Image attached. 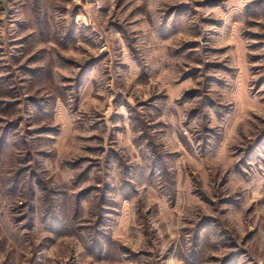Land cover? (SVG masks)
Here are the masks:
<instances>
[{"label":"rangeland","instance_id":"374dc122","mask_svg":"<svg viewBox=\"0 0 264 264\" xmlns=\"http://www.w3.org/2000/svg\"><path fill=\"white\" fill-rule=\"evenodd\" d=\"M0 264H264V0H0Z\"/></svg>","mask_w":264,"mask_h":264}]
</instances>
